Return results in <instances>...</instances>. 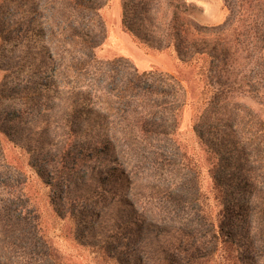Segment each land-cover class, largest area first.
I'll return each mask as SVG.
<instances>
[{"label": "trees", "instance_id": "trees-1", "mask_svg": "<svg viewBox=\"0 0 264 264\" xmlns=\"http://www.w3.org/2000/svg\"><path fill=\"white\" fill-rule=\"evenodd\" d=\"M108 1L0 0V52L3 54L6 45L12 42L19 48L23 47L18 55L10 59L13 63L9 64L14 83L9 98L22 107L16 112L23 115L27 112L23 107H38L47 119L50 104L60 98L56 90L58 75L50 73L49 65L54 64L59 51L52 49L51 42L55 38L49 39L42 21L43 13L46 12L47 22H56L58 26V31H55V26L51 25L52 36L60 34L70 38L83 50L82 60L78 63L85 71L86 67L98 64L95 48L106 36L101 9ZM223 1L228 17L223 23L213 26L200 24L189 15L182 14L192 8L186 0L121 1L122 25L139 43L157 51L174 53L183 65L203 73L213 88L209 99L201 106L204 107L202 114L195 118L194 130L209 154L215 198L221 208L216 213L211 207L199 208L204 231L200 239H194L193 231L179 227L180 239L175 242V250L184 254L180 259L183 261L178 262L172 251L163 250V264H203L219 254L225 255L228 249L235 254V264H264V224L259 223L261 208L256 201L263 190L259 189L258 167L246 157L247 151H253L257 146L255 143L259 142L239 136L241 133L235 127L238 118L236 101H233L237 94L234 87L241 82L239 73H257L242 75L247 84L253 81V84L260 85L264 82V0ZM31 48L35 49L36 55H31ZM36 61L39 63L30 73L28 67ZM113 65L112 70L116 68V63L113 62ZM117 66L122 70L121 75H106L114 80L111 85L117 83L113 89L128 106L122 109L128 114L121 117L125 122L123 128L112 125L109 121L111 115L98 102L92 101V98L97 99L95 92L78 93L72 90L69 92L72 95L70 106L65 109L57 141L51 143L54 139L46 140L45 132L35 131L34 138L27 145L30 151L33 149L39 153L38 159L43 163L39 170L45 182L59 190L55 197L57 213L76 221L78 233L85 228L96 231L94 221L89 220L90 216L101 219L103 210L99 206L103 200L112 203L120 199L123 202L117 207L118 213L112 217V228L106 230V235L98 243L112 257H115L112 252V248H117L115 245L120 249L126 244L135 246L141 231L138 222L143 221L142 212L137 209L134 199L125 196L137 183L132 181L134 179L123 167L120 157L131 153L141 160L149 158V169L156 172L160 165V152L156 145L164 138L175 136L178 110L188 104L182 79L175 74L161 72L157 79L155 72L139 73L131 63H118ZM167 94L171 99H166ZM246 95L255 97L258 93ZM132 106L134 110L129 109ZM82 118L90 122L95 119L97 123L85 127ZM0 119L9 126L7 130L0 128V132L18 143L15 137L21 130L18 124L23 125V118L19 115L10 117L2 112ZM45 123L47 129L49 124ZM93 127L97 128L96 132H93ZM263 130V127H257L255 135L263 133L259 136L263 137ZM119 136L129 141L126 144L130 147L129 151L119 149L116 143ZM231 156L236 157L233 166L229 165L232 163ZM94 162L98 166L88 174L92 177L84 179L82 170H91ZM125 165L129 163L125 161ZM231 169L237 173L229 172ZM167 171L183 174L171 168ZM164 191H167L164 199L170 202L178 200L175 193H168L169 189L160 193ZM134 193L132 196H135ZM90 202L92 204L88 205ZM90 206L93 211H90ZM7 213V204L1 202L0 219L7 217ZM38 219L34 213L28 214L27 229L36 242L33 247H25L19 253L15 264H39L34 256H40L37 250L44 248H47L49 263L61 264L57 251L43 239ZM242 238L244 241H241ZM242 244L248 263L244 261ZM134 258L135 264L140 262L138 256L134 255ZM126 260L124 264H129L130 260ZM0 264H10V261H0Z\"/></svg>", "mask_w": 264, "mask_h": 264}, {"label": "rangeland", "instance_id": "rangeland-1", "mask_svg": "<svg viewBox=\"0 0 264 264\" xmlns=\"http://www.w3.org/2000/svg\"><path fill=\"white\" fill-rule=\"evenodd\" d=\"M121 1L109 0L101 9L106 36L104 40L100 37L101 43L95 48L98 64L86 67L85 71L78 63V60H82L83 50L81 51L70 38L60 34L52 36L51 25L53 22H47L46 12L43 13L42 21L45 22V29L50 35L49 39L55 38L54 42H51L52 49L59 51V55L54 59V64H49L50 73L55 72L58 75L56 90L59 91L60 97L52 102L54 105L50 104V109L46 113L49 119L48 117L44 119L45 117L41 114L43 110L38 107H33V109L23 107V110L27 111L23 115L16 112L21 106L9 98L10 89L14 85L9 64L13 63L10 62V59L18 55L23 47L19 48L12 42L6 45L3 54L0 52V114L6 112L10 117L19 115L23 118V125L18 124L21 128L18 130L19 138L15 137L18 143L12 141L5 133L0 132V203L3 202L8 206L7 217L5 216L3 220L0 219V261L6 263L9 260L10 264H15L19 253L25 247L34 246L32 244L36 240L30 236L27 229L28 214L34 213L39 218L43 239L48 246L50 245L57 251L61 258V264H124L127 263L126 259L130 260L129 264H135L134 255L140 259L137 264H163L161 262L163 250L172 251L175 255L174 258L178 262H182L183 260L180 259L184 254L175 250V242L180 239L178 228L185 227L194 232V239H200L204 231L200 224L199 208L207 207L208 209L211 207L215 213L221 208L215 198L209 154L194 130L195 118L202 114L204 107L201 106L206 99H209L208 96L213 88L203 73H198L196 68L183 65L174 53L157 51L139 43L122 25ZM186 1L192 5V8L186 12L183 11L182 14L189 15L200 24L218 25L228 17L223 0ZM53 26H55L54 30L58 31L56 22ZM27 45L24 44V46ZM33 50L35 49H30L32 56L36 55ZM109 62L112 64L109 65ZM113 62L116 63L114 70L111 69L114 66ZM38 63V61L30 63L28 67L30 73ZM118 63H131L139 73L153 71L156 73L154 75L156 78L162 75L161 72L175 74L182 79L188 104L178 110V129L175 136L164 138L156 145L160 152V167L158 166L156 172L149 169V158L143 157L141 160L140 157L133 156L131 153H125L120 157L124 163L123 167L128 169L134 179L132 181L137 183L133 186V190L125 196L134 199L137 209L142 212L143 221L138 222L141 231H139L140 237L135 246L126 244L120 249L118 245H115L117 248H112L115 257H112L98 246V243L106 235V230L112 228L114 223L112 217L118 213L117 207L123 202L120 199L114 200L112 203L103 200L99 206V209L103 210L101 219H93L91 216V219H88L90 222L94 221L96 231L85 228L83 231H79V234L76 221L68 216L62 217L57 213L55 197L59 190L45 182L39 170V167L43 165L38 159L39 153L33 149L30 151V147L27 145L32 140L31 138H34L35 131L45 132L46 140L54 139L51 143L57 141L58 134L62 131L65 109L70 106L72 95L69 92L72 90L78 93L82 91L95 92L97 99L92 98V101L98 102L99 106L111 115L109 121L112 122V125L123 128L125 122L121 120V117L128 114L122 109L128 108V106L124 102L125 99L119 98L121 96L118 95V91L113 89V85L117 83L114 82L111 85L114 80L106 75V73L121 75L122 70L118 69ZM246 74L257 73H239L241 82L235 85L234 90L237 94L233 97L238 113L235 127L240 131L241 138L248 137L259 142L255 143L257 146L253 151H247L246 157L258 167L259 189L263 190V193L259 194L260 197L257 196L259 200L256 201L261 208L259 216L262 218L259 223L264 224V203L262 202V200L264 201V136L259 137L263 133L255 135L257 127L264 129V82L260 85L253 84V81L251 84H247L242 76ZM181 92L183 93V89ZM256 92L258 96L255 97L246 95L256 94ZM166 99H171L170 94H167ZM129 109L134 110L135 107L132 106ZM130 117L132 118V116ZM45 121L49 124L47 129L44 126ZM93 123H97V120L93 119L90 122L88 119L82 118V124L85 127L92 126ZM35 127V130H31ZM0 128L7 130L9 126L0 119ZM96 129L93 127V132H96ZM37 138L35 137V139ZM116 140L120 150H130V147L126 145L129 141L120 138V136ZM231 158L232 163L229 165L233 166L236 164V157L231 156ZM125 161L129 165H125ZM97 166L98 163L94 162L91 170H82V177L84 179L92 177L88 174ZM169 168L175 169L176 172L180 170V173L182 171L183 174H172L167 171ZM227 171L226 169L225 173ZM229 172L237 173L232 169ZM154 184H156L155 190H153ZM165 189H169L170 195L172 192L175 193L178 200L170 202L164 199L167 191L162 194L160 191ZM133 193L135 196H132ZM252 197L256 198V196ZM90 204L92 203H88V205ZM93 209L91 207L90 211ZM129 210L127 207L128 214ZM186 241L189 242L188 239ZM241 241L244 239L242 238ZM241 247L245 257L244 261L248 263L246 249L243 244ZM37 251L41 255H35L34 258L40 261L39 264H51L46 256L47 248ZM234 255V252L230 253L228 249L225 255L219 254L203 264H235Z\"/></svg>", "mask_w": 264, "mask_h": 264}]
</instances>
